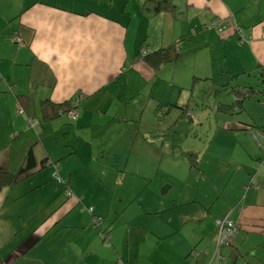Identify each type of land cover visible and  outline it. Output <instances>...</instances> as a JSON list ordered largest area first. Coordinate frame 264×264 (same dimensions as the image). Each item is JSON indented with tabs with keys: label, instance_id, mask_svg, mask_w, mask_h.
I'll list each match as a JSON object with an SVG mask.
<instances>
[{
	"label": "crops",
	"instance_id": "crops-1",
	"mask_svg": "<svg viewBox=\"0 0 264 264\" xmlns=\"http://www.w3.org/2000/svg\"><path fill=\"white\" fill-rule=\"evenodd\" d=\"M58 1L0 0V166L17 174L27 153L33 156L28 172L0 191V209L6 210L0 243L17 242L6 258L32 264H264L258 253L264 246V99L258 95L264 92L249 90L252 77H264V0H168L157 11L146 8V0ZM213 19L230 27L207 29ZM176 47L174 61L157 70L138 58L142 48ZM190 54L195 61L202 57L194 71L198 81L208 80L205 86H239L232 91L231 116L246 108L245 98H258L263 111L253 121L228 119L222 104L218 110L226 115L209 108L189 117H215V127L209 121L204 130L211 136L203 146L205 161L243 176L235 198L221 196L198 213L167 217L178 207L173 198L142 186L130 201L126 190L132 192L133 178L153 184L162 167L187 160L167 151L162 109L167 101H183L167 93L164 70ZM247 87L249 95L240 92ZM67 109L76 112L75 121ZM30 120L39 123V132L27 126ZM50 163H58L61 181L52 177ZM172 188L165 186L162 195ZM145 191L157 208L142 198ZM135 202L141 203L132 207ZM190 217L192 227L178 223ZM222 218L237 224V234L212 260L210 234L215 230L216 237ZM144 226L148 235L140 236Z\"/></svg>",
	"mask_w": 264,
	"mask_h": 264
},
{
	"label": "rangeland",
	"instance_id": "rangeland-1",
	"mask_svg": "<svg viewBox=\"0 0 264 264\" xmlns=\"http://www.w3.org/2000/svg\"><path fill=\"white\" fill-rule=\"evenodd\" d=\"M16 1L17 0H14V2ZM58 2L60 4L61 0ZM198 42L201 41L199 40ZM192 46L200 48V46L196 43H193ZM201 58L202 57H197V60L195 61V57L190 54L177 62L175 66L171 64L170 67L168 66L164 70L165 82L167 85L171 86L170 90H168L167 93L170 92L169 95L173 99H176L178 95L181 99H183V101L178 104V106L181 105V107H178L177 105H169V101H167L164 105V108L162 109L166 124V132L164 136L165 143L166 145H170L166 147L168 148L167 151L171 152L170 149L173 148L174 151L182 153L183 157H187V155L189 154H195V156L198 157L196 158L197 161H191L189 160V158H187L185 162L181 160L180 163L176 166L170 165L164 168L162 167L160 169L161 172H159V176L156 178V181H154L153 184H147L141 177L139 179L133 178V186L131 188L132 192L129 191L130 189L126 190L127 195L130 197V201L133 197L134 192H136V190H138V188H141L142 186H148L149 188L154 187L156 190L155 194H157L159 198H173L178 207L176 209V212L165 214L167 217H169L170 215L174 216L175 213L176 216H178L180 213V217H182V215H184L188 211H195V213H198L200 209H202V207H207L210 203H212L211 205H214L216 202V205L219 204L221 202V196L232 199L235 198L239 192L241 181L238 176H241L242 174L235 175L237 176L235 177L233 176L234 170H231V167H227L226 165L220 163V168L218 161H215L213 163V166L208 165V162L205 161L206 157L203 146L205 142L209 143L211 136L204 137V130L209 126V121L214 125L215 117L210 118L209 121L201 122H198L196 120H189V117L194 115L195 113H199L200 111H205L206 109L208 110L209 108H212L215 114L217 113V111H220L218 110V107L222 106V104L224 105V107L225 105H228L227 109H229L230 111L229 117H227L228 119H236L237 116H242L243 120L241 119V121H246L244 119H247V117L251 121H253L251 116H257L259 111H263L262 106H260V104L255 100H257L258 98L264 99V96L258 95L257 99L245 98L244 106L246 108L240 111L238 115L231 116L232 113H235L230 108L233 99L232 91H234L233 88L239 86L235 85L234 82L228 84V86H205L204 83H206L208 80H204L203 78H201L198 81V73L194 70L195 68L199 67L197 64L201 63ZM250 81L252 86H258L256 87L257 89L255 88L256 90L264 92V77H260V73L258 75H255V77H252ZM238 84L240 85V83ZM181 88V95L177 94L179 90H181ZM209 88L212 89V95H208L207 90ZM243 91H248V87L247 89L240 90L241 93H243ZM184 110H187V112H184ZM220 112L224 114L223 111ZM182 116H185V118ZM195 134H197L196 137ZM219 171L222 173H220ZM163 180H165L166 182L163 183ZM170 184L173 185V188L170 191L169 195H162L163 188ZM118 189L122 190V187H118ZM146 193L147 191H145V194L142 195V198H145L150 203V208H157L158 203L156 202V200L154 198H151L149 194L147 195ZM139 203L141 202H135L132 207H136L137 205H139ZM5 212L6 210L4 208L0 209V225L1 220L4 219ZM126 213L129 214V210H127ZM194 222V219H192L191 217L187 223H184V221L181 222L180 220L178 221L181 226H185V229H187L188 226L192 227ZM151 225L153 224H149V226ZM145 228L146 226H144L142 231H140V236H143L144 234L148 235L146 234L147 232H145ZM210 240H213V242L216 241L215 230H213V232L210 234ZM16 243L17 242H12L6 246H1L0 243V252L2 254L0 258L4 260L3 264H32L31 262H27V260L24 261L22 259H18L16 261L12 259V257L6 258L7 255L11 251H13ZM232 248H234V246H232ZM258 250V253L260 255L263 254L264 246L258 248ZM214 251L215 247L211 252V255H213ZM250 254L254 256V252ZM253 256L247 255L246 259L250 262V259ZM227 259L230 262L233 261V259L230 257H227Z\"/></svg>",
	"mask_w": 264,
	"mask_h": 264
},
{
	"label": "trees",
	"instance_id": "trees-1",
	"mask_svg": "<svg viewBox=\"0 0 264 264\" xmlns=\"http://www.w3.org/2000/svg\"><path fill=\"white\" fill-rule=\"evenodd\" d=\"M167 2H168V0H146L145 3H144V6L146 8H149L150 7L152 9V11H157V10H162L165 7V5L167 4ZM213 20H210L206 24L205 27L207 29H215V28H208V24H210ZM178 52H179V47L174 48V51L170 50L169 48H161V49L156 50V51H153V52H150L146 48H142L139 51V57L138 58H139V60H141L142 62H144V64L150 66L153 70H157L160 66L166 65V64L174 61L175 54L178 53ZM254 88L252 86H250L249 90L252 92L250 95L260 92L259 90H256ZM247 94L249 95V91H247ZM260 102H261V104H264V101L261 100ZM235 106L238 107V105H235ZM262 106H264V105H262ZM220 108L223 109L224 107L221 106ZM19 111H18V113H22V110L19 109ZM226 111L229 112V110H226ZM184 112H187V110H184ZM67 113L69 114L70 117H71L70 114L75 113V116L76 117L75 118H72L71 117V119L73 121L76 120L77 114H76L75 111H73L71 109V110H68ZM38 125H39V123H38ZM27 126L30 127L28 124H27ZM39 128H40V126L38 128H36L38 132H39ZM187 158H189V160H191V161H194V160L197 161L196 158H198V157H196L195 154H189V155H187ZM32 160H33V156H32L31 151H29L27 153V156H26V164H24L22 166V168L20 169V171L17 174H13V173L9 172L6 168L0 166V191L3 188L10 187V186L16 184L17 181L19 180V177L22 174L27 173L28 170H29V168H31L33 166L31 164V161ZM50 167H52V177L55 180H57V181H61V178H60V176L58 174V172H59V165H58V163H50ZM89 212H90V214H92L93 211H92L91 208L89 209ZM98 220H99V218H98ZM95 223H96V225H99V222L98 221H95ZM236 229H237V224H236ZM236 234H237V232H236ZM216 251H217L218 257H220L221 256L220 255V250L219 249H216V247H215L214 253H216ZM214 253H213V255H214ZM214 256H217V255H214ZM3 263H4L3 259L0 258V264H3Z\"/></svg>",
	"mask_w": 264,
	"mask_h": 264
},
{
	"label": "built area",
	"instance_id": "built-area-1",
	"mask_svg": "<svg viewBox=\"0 0 264 264\" xmlns=\"http://www.w3.org/2000/svg\"><path fill=\"white\" fill-rule=\"evenodd\" d=\"M230 23H227L225 21H222L220 19H214L210 24H208V28H215L218 31H222L223 29L229 28ZM20 112V111H19ZM72 118H75V113L70 114ZM28 125L30 127H36L38 128L39 125L37 122H34L33 120H30L28 122ZM262 163L264 164V155L262 158ZM216 249H219L220 247L224 245H228L232 242L234 237L236 236V224L234 222L228 221L227 219L223 220H216ZM215 255L218 256L217 251ZM227 264V263H222Z\"/></svg>",
	"mask_w": 264,
	"mask_h": 264
},
{
	"label": "clouds",
	"instance_id": "clouds-1",
	"mask_svg": "<svg viewBox=\"0 0 264 264\" xmlns=\"http://www.w3.org/2000/svg\"><path fill=\"white\" fill-rule=\"evenodd\" d=\"M215 239H216V237H215ZM231 244V243H230ZM230 244H228V245H224V246H230ZM215 247H216V241H215ZM223 247V246H222ZM222 247H220V248H222ZM220 248H219V250H220ZM216 257H218V256H214V258H216ZM214 260V259H213Z\"/></svg>",
	"mask_w": 264,
	"mask_h": 264
},
{
	"label": "water",
	"instance_id": "water-1",
	"mask_svg": "<svg viewBox=\"0 0 264 264\" xmlns=\"http://www.w3.org/2000/svg\"><path fill=\"white\" fill-rule=\"evenodd\" d=\"M253 87V86H252ZM254 88V87H253ZM255 89V88H254ZM214 255H215V253H214ZM214 255L212 256V260L214 259Z\"/></svg>",
	"mask_w": 264,
	"mask_h": 264
}]
</instances>
